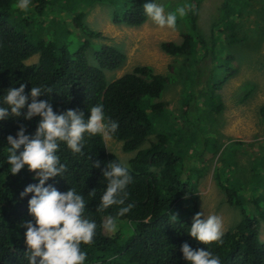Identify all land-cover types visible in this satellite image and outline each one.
<instances>
[{"label":"trees","instance_id":"obj_1","mask_svg":"<svg viewBox=\"0 0 264 264\" xmlns=\"http://www.w3.org/2000/svg\"><path fill=\"white\" fill-rule=\"evenodd\" d=\"M93 1L111 6V23L136 27L146 20L143 5L150 0H31L30 8L37 18L46 15L50 8L70 12L79 38L70 34L66 27L61 35L50 26L43 36L40 32L36 35L33 31L36 23L32 21L35 17L21 20L11 15L19 10L18 0H0V106L8 107L3 103L7 90L18 88L21 83L26 84V93L37 86L47 89L46 95L38 100H49L57 114L79 109L87 119L90 109L102 104L106 117L119 123L111 138L121 142L124 152L135 151L127 160L132 183L126 189L128 197L123 205L133 204L134 207L124 216H117L122 206L97 210L107 186L102 170L108 162H119L106 151L102 136L86 133L83 155L73 153L64 142L59 145L57 155L61 163L66 164L67 171L62 176L50 178L45 186L51 184L62 193L75 188L84 196V215L97 225L94 242L81 245V250L87 253L84 264H189L181 251L184 243L194 250H209L220 258L221 264H264V241L258 239L260 219L264 221V187L244 186L241 191L238 179L227 175L232 165L229 155L220 158L213 176L224 201L239 210V220L224 232L222 243L205 245L190 236L193 217L198 212L189 170H184L186 176L182 178L186 156L183 150L187 143L202 145L195 154L196 158H201L206 152L205 138L198 134L199 141L185 137L176 142V128L163 102L158 100L168 76L141 65L108 82L104 71L118 68L125 55L106 44L93 45L94 64L88 62L85 51L92 45L90 39L99 37L100 33L82 22L83 11L73 10ZM246 1L222 0L204 29L197 20L201 0H196L187 18V28L180 34L181 39L159 43L160 50L168 55L189 56V63L195 67L182 116L196 127L200 124L195 115L197 104L208 102L215 112L221 108L214 91L234 74L233 57L225 50V45L244 39L235 28L229 9L237 3L239 8L234 10H239ZM34 54H37L36 62L26 64L24 61ZM203 96L206 98L202 99ZM26 111L27 107L22 110ZM151 113L158 119L156 131ZM40 119L35 116L25 120L22 115L0 120V264H29L25 243L27 229L23 225L27 221L35 223L28 212L33 194L24 197L20 194L29 184L39 181L27 166L16 175L11 173V165L7 162L10 147L7 137H15L21 125L25 126L26 135H34ZM151 134L154 139L140 148ZM210 149L214 151L213 146ZM19 151L22 148L17 154ZM95 160L101 162L100 168L93 167ZM254 170L256 177L253 178L264 177L259 168L254 167ZM93 189L95 196L89 195ZM245 191L249 192L248 198L244 197ZM109 216L116 217L118 224L112 235L103 231L104 219Z\"/></svg>","mask_w":264,"mask_h":264},{"label":"rangeland","instance_id":"obj_2","mask_svg":"<svg viewBox=\"0 0 264 264\" xmlns=\"http://www.w3.org/2000/svg\"><path fill=\"white\" fill-rule=\"evenodd\" d=\"M196 0H150L162 5L165 12H174L180 6L186 5V14L179 16L175 28L161 27L150 18L136 27L113 24L110 21L111 6L105 2L93 1L90 5H78L73 12L83 11L82 22L92 31L99 32L97 38L90 39L91 44L86 49V56L90 64L93 63V45L106 44L113 46L125 55L123 63L116 69L104 71L108 82L129 72L134 66L147 65L154 73L168 76V83L158 98L163 102L165 111L170 115L173 126L176 128V142L179 138L191 137L193 142L205 138V155L196 158L195 154L202 145L187 143L184 148V170L191 174L190 182L194 183L193 191L196 196L197 212H202L204 217L216 215L222 219L223 231L234 227L239 220V210L224 201L222 191L217 187L213 172L220 158L229 155L232 165L227 173L229 177L237 178L240 189L244 186L264 187V177L253 178L256 175L254 167L259 168V173H264V0H248L239 10V4L234 3L229 9L232 12L235 28L244 36L243 41L231 45L226 44L225 50L232 55L231 67L234 74L214 93L218 95L221 105L219 111H214L208 102L196 105L195 115L199 118L198 127L185 121L182 116L184 99L190 93L193 64L190 57L168 55L160 50L159 43L165 41L178 42L180 34L186 30ZM222 0H201L197 9L198 24L204 29L213 19L215 9ZM240 1V0H239ZM30 5L31 2H30ZM30 5L27 10L20 9L11 12L17 19H32ZM60 8V7H59ZM72 12V15H73ZM63 8L47 11L43 17H35L34 33L40 32L43 36L46 30L54 29L61 35L63 28L70 30L75 37L80 34L72 26L71 13ZM190 13V14H189ZM39 22H42L41 25ZM186 27V28H185ZM63 41L62 36H60ZM37 54L32 55L24 62L35 63ZM189 63V64H188ZM215 66V65H214ZM214 70V67H213ZM203 96L202 99H205ZM154 101V100H153ZM153 117L155 131L158 119ZM156 125V126H155ZM200 134L201 136H199ZM102 136V135H101ZM106 151L112 153L120 163L127 165V160L135 151L124 152L121 142L102 136ZM154 139V134L146 137L140 148L148 145ZM173 145V142H172ZM213 146L214 151H211ZM216 150V152H215ZM190 156V158H186ZM253 179L255 182H253ZM248 198V191L243 192ZM251 210V205H247ZM107 219V218H106ZM104 219V222L106 221ZM122 226H125L123 223ZM105 233L112 235L113 232ZM258 239L264 241V221L260 219Z\"/></svg>","mask_w":264,"mask_h":264},{"label":"clouds","instance_id":"obj_3","mask_svg":"<svg viewBox=\"0 0 264 264\" xmlns=\"http://www.w3.org/2000/svg\"><path fill=\"white\" fill-rule=\"evenodd\" d=\"M30 2L31 0H18L16 6L27 10ZM143 8L146 16L155 24L175 28L177 14L184 16L187 6H180L176 11L167 13L162 5L155 2L145 3ZM25 88L26 84L21 83L18 88L10 87L7 90L3 103L8 107L0 106V120L22 115L25 120L41 117L34 135H26V128L21 125L15 137H7L10 145L7 162L11 165V173L16 175L27 166L39 181L38 184H29L20 194L21 197L33 194L28 202V212L35 223L27 221L23 225L27 229L25 243L29 264H84L87 253L81 250V245H91L94 242L97 227L94 221L84 215V196L75 188L62 193L53 185L45 184L50 178L62 176L67 171L66 164L61 163L57 155L61 142L66 143L73 153L83 155L86 133L100 134L105 139H110L117 132L119 123L106 117L102 104L93 106L87 119L79 109H69L57 114L49 100H38V97L46 95L47 89L37 86L26 93ZM25 107L27 111L22 112ZM21 148L22 151L17 154ZM100 166L99 160L93 162V167ZM102 174L107 180V186L97 210L103 211L114 205L122 206L117 216H124L134 207L133 204L123 206L128 197L126 189L132 183L128 166L114 160L106 164ZM89 195L95 196V189ZM103 227L108 232H115L118 228L117 218L109 216ZM189 234L205 245L222 243V219L216 215L204 217L202 212H198L193 217ZM181 251L189 264H221L220 258L209 250H194L184 243Z\"/></svg>","mask_w":264,"mask_h":264}]
</instances>
